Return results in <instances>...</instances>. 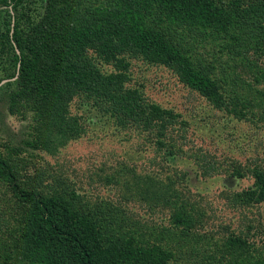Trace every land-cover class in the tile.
Here are the masks:
<instances>
[{
	"label": "trees",
	"instance_id": "obj_1",
	"mask_svg": "<svg viewBox=\"0 0 264 264\" xmlns=\"http://www.w3.org/2000/svg\"><path fill=\"white\" fill-rule=\"evenodd\" d=\"M0 4L6 5L0 7V67L7 69L2 77L12 79L0 90L7 92L10 114L33 112L20 144L0 143V264H264V258H253L246 237L228 226L223 241H213L211 231L195 233L205 211L178 188L184 176L140 174L120 162L113 173L98 177L124 187L114 202L90 198L77 180L44 158L87 132L83 117L72 112L78 100L80 106L84 102L110 113L118 128L137 130L155 145L166 147L174 140L169 128L178 115L136 86L134 60L172 70L226 115L264 121V0ZM229 59L239 62L250 80L229 72ZM233 162L232 176L252 174L254 182L225 191L229 204L263 203L264 164ZM212 166L202 175L208 176ZM126 173L132 177L119 182ZM131 199L146 202L152 211L168 209L169 225L139 222L120 206Z\"/></svg>",
	"mask_w": 264,
	"mask_h": 264
},
{
	"label": "rangeland",
	"instance_id": "obj_2",
	"mask_svg": "<svg viewBox=\"0 0 264 264\" xmlns=\"http://www.w3.org/2000/svg\"><path fill=\"white\" fill-rule=\"evenodd\" d=\"M0 7L6 5L0 4ZM227 56L226 53L220 55V61ZM133 63L136 86H143L151 101L160 103L178 115L169 128L170 137L174 140L168 139L169 145L166 147L155 145L137 130L118 128L110 113L99 111L84 102L80 106L78 100L73 102L72 112L83 117L87 132L79 140L71 141L58 155H44V158L59 173L63 172L70 180H77L90 198H107L114 202L118 201L120 191L125 193L124 187L115 183L107 185L103 180L98 181V177L113 173L120 162L134 166L140 174H161L162 177L173 175L175 178L184 176L183 181L177 184L178 188L186 198L190 196L192 201L200 202L205 211L204 224H199L195 233L211 231L209 233L215 235L213 241H223L228 234L225 228L228 226L231 231L246 237L253 258H264V202L255 207H234L229 204L224 193L239 191L253 184L252 174L242 178L231 175L235 164L233 161L241 162L244 166L252 165L250 161L253 160L264 164V121L254 124L226 115L225 111L213 108L185 86L172 70L149 66L137 60ZM236 64L237 69L233 67ZM225 67L229 72L236 71L241 81L242 78L250 80L252 76L240 72V63L231 59ZM5 72L7 69L1 66L0 77L3 79L0 88L12 80L2 77ZM233 77L230 76V79L238 84L239 78L236 82ZM5 79L9 80L6 82ZM258 96L255 94L253 101H258ZM7 100V92L0 90V143L8 141L18 145L28 136L33 112L26 111L23 117L12 115ZM259 108L256 111L259 112ZM181 121H186L187 125ZM208 164L213 168L208 176H203L204 167H208ZM131 177V174L126 173L119 182L123 183ZM90 180L98 182L91 183ZM120 206L146 225L152 222L169 225L168 209L156 208L152 211L146 202L139 199L123 201ZM250 225L252 228L249 230ZM191 260L196 263L194 257ZM196 260L199 261V258Z\"/></svg>",
	"mask_w": 264,
	"mask_h": 264
},
{
	"label": "water",
	"instance_id": "obj_3",
	"mask_svg": "<svg viewBox=\"0 0 264 264\" xmlns=\"http://www.w3.org/2000/svg\"><path fill=\"white\" fill-rule=\"evenodd\" d=\"M8 80H9V79H5L4 81H6V82H7Z\"/></svg>",
	"mask_w": 264,
	"mask_h": 264
}]
</instances>
